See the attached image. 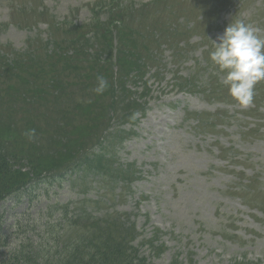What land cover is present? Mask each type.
Masks as SVG:
<instances>
[{"label": "rangeland", "instance_id": "obj_1", "mask_svg": "<svg viewBox=\"0 0 264 264\" xmlns=\"http://www.w3.org/2000/svg\"><path fill=\"white\" fill-rule=\"evenodd\" d=\"M112 5L139 8L121 17L135 37L124 47V33L113 45L96 36L79 48L94 59L103 44V64L124 77L127 59L141 64L142 73L124 80L125 97L104 100L73 85L62 99L51 86L41 96L33 85L0 90L8 99L0 100V150L11 133L33 160L21 168L26 187L0 204V264L27 256L63 264L57 244L79 231L74 217L84 235L107 220L134 225L148 264H264V81L242 108L209 60L212 41L233 20L264 35V0H0V87L22 85L3 62L45 58V45L75 37L72 25L90 31L95 14L104 20ZM105 125L115 138L96 146ZM87 150L108 161L84 167ZM43 170L49 177L38 176Z\"/></svg>", "mask_w": 264, "mask_h": 264}, {"label": "trees", "instance_id": "obj_2", "mask_svg": "<svg viewBox=\"0 0 264 264\" xmlns=\"http://www.w3.org/2000/svg\"><path fill=\"white\" fill-rule=\"evenodd\" d=\"M83 34L79 33L78 38L71 37V42L75 44L74 48V61L72 58H66L61 53L50 50L47 46L44 57L39 58L33 57L30 53L24 54L28 57V61H22L20 58L13 59L11 61L3 62L6 65V72L8 74H15L21 79L22 85L9 84L6 87L1 88L7 89V91L14 90L16 86H34L35 95L41 96L42 91L47 87L51 86L55 94L58 95L56 98L62 99L59 95L62 90L69 92L71 88L83 87L86 90H91L96 86V77L98 74L103 75L109 84L108 89L103 93L104 100L110 99L115 102L120 97H125L127 90L124 88L123 75L121 73L117 75L114 72L112 62L108 65L103 64V58L106 54L103 44H98V54L94 59H88L89 57H84L83 59L78 58L82 56V51L77 50L76 46L83 42ZM97 38L101 42H108L112 45L113 39L109 31H104ZM125 42V40H124ZM53 47H57L53 44ZM111 53H108L109 55ZM84 61V62H81ZM90 62V63H88ZM95 63L96 68L90 70L85 68L84 64ZM128 64L135 65L132 59H127ZM20 70L27 71V74L21 75L18 73ZM29 75V77L27 76ZM69 85H73L69 89ZM23 98L28 97V93L25 91L22 94ZM5 96H1L0 100L5 103ZM81 106L77 105V109ZM92 110L99 114L103 109L100 105L92 104ZM94 117L90 116L89 120ZM111 128L105 125L102 130H98L96 133L95 140L98 141L96 146H99L102 141L104 144L108 145L115 136L111 133ZM15 135L9 133L3 139V143L6 145V151L0 150V203L4 199L15 192L26 187L28 181L24 178L21 168L23 167L24 161L33 162L32 159L23 158L24 155L21 153L22 147L19 143H15ZM17 144V148L13 147ZM102 150H104L102 148ZM25 152V156L32 157ZM108 161V159H103L100 161L94 155V151L84 152L80 157L78 162L86 168H102L103 163ZM49 174V171H41V175ZM125 176V175H124ZM33 181V180H30ZM68 217V215H66ZM75 227L79 228V231L67 232L66 239L60 240L57 244V248L64 252L65 262L63 264H148L146 259L138 252L135 248L134 241L136 240V227L132 224H128L124 219L117 218L115 222L107 220L103 223L102 227H95V229H86V234L80 229L79 220L75 217L72 219ZM96 224V223H94ZM21 264H37L34 258L27 256L26 260Z\"/></svg>", "mask_w": 264, "mask_h": 264}, {"label": "clouds", "instance_id": "obj_3", "mask_svg": "<svg viewBox=\"0 0 264 264\" xmlns=\"http://www.w3.org/2000/svg\"><path fill=\"white\" fill-rule=\"evenodd\" d=\"M217 41H212L209 60L222 73L220 82L227 87L233 101L242 108L250 107L255 86L264 81V35L259 28L237 19L225 28ZM108 87L107 79L98 74L93 92L102 95ZM25 135L32 139L35 130Z\"/></svg>", "mask_w": 264, "mask_h": 264}]
</instances>
